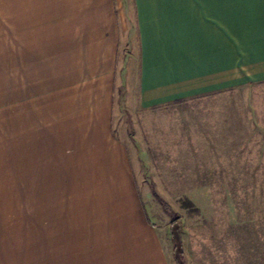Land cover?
<instances>
[{
  "label": "crops",
  "instance_id": "0c3cea01",
  "mask_svg": "<svg viewBox=\"0 0 264 264\" xmlns=\"http://www.w3.org/2000/svg\"><path fill=\"white\" fill-rule=\"evenodd\" d=\"M131 24L138 108L264 81V0H0V264H175L113 132Z\"/></svg>",
  "mask_w": 264,
  "mask_h": 264
},
{
  "label": "rangeland",
  "instance_id": "374dc122",
  "mask_svg": "<svg viewBox=\"0 0 264 264\" xmlns=\"http://www.w3.org/2000/svg\"><path fill=\"white\" fill-rule=\"evenodd\" d=\"M129 33L120 54L127 59L116 67L113 132L138 159L132 161L136 187L149 216L166 227L174 263L264 264V81L161 110L138 108L125 78L132 24ZM6 37L16 41L15 34ZM32 205L24 194L20 208L8 209V223H27Z\"/></svg>",
  "mask_w": 264,
  "mask_h": 264
}]
</instances>
